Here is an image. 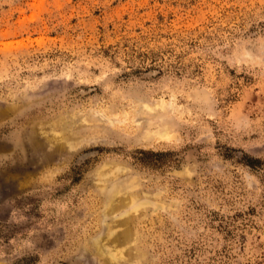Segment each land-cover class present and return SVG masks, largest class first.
Instances as JSON below:
<instances>
[{
    "label": "rangeland",
    "instance_id": "1",
    "mask_svg": "<svg viewBox=\"0 0 264 264\" xmlns=\"http://www.w3.org/2000/svg\"><path fill=\"white\" fill-rule=\"evenodd\" d=\"M0 264H264V0H0Z\"/></svg>",
    "mask_w": 264,
    "mask_h": 264
},
{
    "label": "bare ground",
    "instance_id": "2",
    "mask_svg": "<svg viewBox=\"0 0 264 264\" xmlns=\"http://www.w3.org/2000/svg\"><path fill=\"white\" fill-rule=\"evenodd\" d=\"M139 121V120H138ZM166 135V134H165ZM110 228V227H109Z\"/></svg>",
    "mask_w": 264,
    "mask_h": 264
}]
</instances>
